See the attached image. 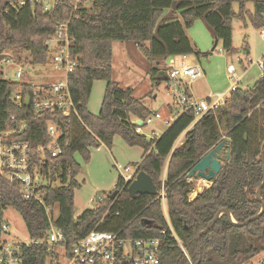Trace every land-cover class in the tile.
<instances>
[{"label": "trees", "instance_id": "obj_1", "mask_svg": "<svg viewBox=\"0 0 264 264\" xmlns=\"http://www.w3.org/2000/svg\"><path fill=\"white\" fill-rule=\"evenodd\" d=\"M19 1L0 0V51L24 50L28 53L27 64L46 65L49 55L45 41L54 34L57 23L69 16L71 7L62 1L45 11L40 4L18 6ZM90 1V5L78 9V17L69 24L70 51L77 62L69 75V89L76 114L36 113L30 104L17 105L10 95L21 90L31 93L32 88L27 83L0 77L1 126L9 125L11 115L17 121L26 120L27 130L18 139L30 144L35 162L44 160L42 171L48 174V179H57L62 184L45 186L43 201L50 208L54 205L58 208L52 222L63 233L64 245L69 248L73 240L93 229L123 228L122 233L127 236L159 239V264H247L264 250V211L240 226L222 214L206 233L199 238L198 234L220 208H226L238 223L260 210L261 202L255 198V191L263 179L264 69L250 88L239 87L230 92L224 104L198 120L186 111L160 136L146 137L132 121L135 118L146 121L152 112L140 98L132 96L130 88L120 87L113 79L112 44L132 42L148 62L151 86L156 87L167 79L165 67L160 66L164 58L210 54L199 51L187 34L197 19L203 20L211 32L212 47L215 49L220 42L221 49L232 55L237 52L232 44L233 20L238 19L244 25L248 20L257 29L264 27V0ZM250 1L253 11L245 9ZM233 3L238 4L237 11ZM97 80L105 82V90L99 113L95 115L88 110L87 102ZM50 121L62 130L57 139L61 152L52 157L45 151L40 156L38 146L51 139L47 133ZM184 131V140L176 144ZM115 135L130 146L143 148L144 157L136 172L144 171L151 176L156 193L131 197L127 192L129 183L119 176L113 199L111 192H104L103 201L92 202L91 208L75 216L74 191L81 186L76 179L81 164L75 155L87 162L91 148L100 144L110 147ZM221 141L228 142L225 147L230 151L229 159L210 185L190 199L194 183L188 180L187 172ZM162 188L166 214L159 197ZM260 196L264 203V185ZM0 203L19 212L30 237L46 236L49 221L42 204L25 200L17 188L3 180ZM48 258L50 264H59L58 255L49 251L46 244L32 245L23 251V264H46Z\"/></svg>", "mask_w": 264, "mask_h": 264}, {"label": "built area", "instance_id": "obj_2", "mask_svg": "<svg viewBox=\"0 0 264 264\" xmlns=\"http://www.w3.org/2000/svg\"><path fill=\"white\" fill-rule=\"evenodd\" d=\"M62 1H67L70 5L69 16L57 23L54 34L48 37L45 44L49 55V62L52 66L54 80L49 83L36 84L29 80L24 82L32 88L31 93H24L22 90L10 95V99L17 105L30 104L36 113L45 111H59L64 116L76 114V109L69 89V75L76 67V59L72 57L71 37L69 34V24L72 19L78 17L77 11L80 7L90 5V0H21L18 6L30 3L33 6L40 4L43 10L47 11ZM260 35L264 37V27L260 28ZM165 65L167 79L165 81V93L169 97V107L172 119H176L180 114L190 111L198 120L206 112L214 107L224 104L230 92L239 88L238 83L241 75L237 73L235 66L227 65V78L230 85L224 92L210 94L208 98L197 99L189 94L187 81L195 80L203 76V71L199 65L191 64L186 55L169 56ZM264 58V56H263ZM11 57L6 56L1 61H10ZM261 71L264 69L263 61H258ZM26 70L18 67L14 76L10 79L6 69L0 70V77L11 81H17ZM262 75V73H261ZM260 75V76H261ZM215 97L213 100L211 97ZM154 117L159 118V113H154ZM143 121V120H142ZM149 116L143 124L151 123ZM138 126V124L134 123ZM26 120L17 121L15 115L10 116L9 125L2 127L0 124V181L3 180L17 188L25 200H34L43 205L48 215L49 230L44 238L27 237L15 239L8 233L9 225L2 218L4 208L0 203V264H23V251L32 245L46 244L49 251L58 255L59 264H159L160 241L154 237L135 238L122 233L123 228L118 231L91 230L85 236L73 240L68 248L63 233L58 230L52 222V212L49 206L43 201V189L49 184L43 181L48 179V174L42 171L44 160L35 162L33 151L27 141L18 139L27 130ZM139 127L137 128L138 131ZM47 133L50 141L46 145H39L38 155H43L48 151L52 157L61 152L58 145V136L62 130L55 122H48ZM156 136V135H154ZM129 167H125L120 177L124 183H129L135 176L136 169L132 173ZM159 197L165 205L164 189H161ZM104 197L98 196L91 201H103ZM56 248V249H55ZM58 249V250H57ZM60 249V253H59ZM55 260H52L54 263ZM46 264H50V258Z\"/></svg>", "mask_w": 264, "mask_h": 264}, {"label": "rangeland", "instance_id": "obj_3", "mask_svg": "<svg viewBox=\"0 0 264 264\" xmlns=\"http://www.w3.org/2000/svg\"><path fill=\"white\" fill-rule=\"evenodd\" d=\"M233 9L238 10V4L233 3ZM245 9L253 11V2H247ZM232 44L237 49V52L229 55L225 51L221 52V45L218 43L213 51V36L206 27L203 20L198 19L190 28L187 29V34L196 45L195 47L201 52H209L207 56L197 57L194 54H187V60L193 65H199L203 69L205 77L198 80L194 85L199 94L197 99H204L210 94L224 92L230 85V80L227 78L226 71L221 73L224 67L232 63L237 73L241 75V80L238 86L244 87L251 85L259 76L262 71L258 66V61H263L264 56V37L260 35V29L252 26L247 20L246 25L242 24L238 19L232 22ZM247 45L248 53L243 49ZM113 62H112V77L116 80L120 87L132 90V96L140 98L150 108L152 114L150 115L151 123L140 126V134L146 137L156 135L158 137L172 122L169 97L165 93V82H162L156 87L151 86L149 77V64L141 56L138 49L132 42L115 41L112 44ZM5 54L11 57L10 61L2 62L1 68L6 69L10 79H15L14 72L18 67H23L26 74L20 79V82L33 81L36 84L49 83L54 80L52 74V66L50 63L46 65L30 66L26 63L28 53L24 50L15 53L8 51ZM52 54V48L48 53ZM229 58L227 63V59ZM227 58V59H226ZM178 60V55L175 56ZM244 63V69L241 67V60ZM168 62V60H167ZM166 62V63H167ZM165 59L160 63L164 67ZM248 81V83H245ZM226 85L228 87H226ZM105 90V82L103 80L94 81L87 108L89 111L98 112L101 106ZM215 97H211L213 100ZM158 112L161 117L156 118L154 113ZM115 137V138H114ZM110 147L98 146L90 149V158L87 162L79 155L76 154L75 158L81 164V171L76 176L80 187L74 191V214L80 215L84 210L93 206L91 199L98 196L104 197V192L110 193L116 184L118 177L121 175L120 169L123 171L124 166L129 167V171L123 172L132 173L135 169L133 162L139 160V150L131 147L122 137L115 135ZM182 139L179 138L176 144H179ZM131 149V150H130ZM226 147L223 149L221 155L225 153ZM135 160V161H133ZM91 161V162H90ZM90 162V163H89ZM89 163V164H88ZM133 163V164H132ZM224 164V162H221ZM88 164V166H87ZM200 179V180H199ZM191 181L194 183V189L198 186L203 188L210 185V182L204 181L201 178L194 176ZM44 184H51L53 187H59L62 184L57 179H46ZM198 190L197 192H199ZM191 194H189L190 198ZM163 205V204H162ZM163 205V209H164ZM165 211V210H164ZM52 215L55 217L58 213V208L54 205L51 208ZM166 214V212H165ZM2 218L8 225V233L15 239H24L29 237L28 229L22 216L14 208L7 206L2 211ZM56 249V248H55ZM58 250V249H57ZM60 253V249H59ZM264 263V250L259 252L247 264H263Z\"/></svg>", "mask_w": 264, "mask_h": 264}, {"label": "water", "instance_id": "obj_4", "mask_svg": "<svg viewBox=\"0 0 264 264\" xmlns=\"http://www.w3.org/2000/svg\"><path fill=\"white\" fill-rule=\"evenodd\" d=\"M212 49H214V47H212L211 50ZM6 56L7 54L0 51V60L4 59ZM133 123L142 125L143 121L141 119L136 118L135 120H133ZM227 144H228L227 141H221L215 147L210 149L187 172V178L192 179L194 176H196L198 178H201L204 181L212 182L217 177V175L222 169L223 164L221 162H226L229 159L230 151L228 149H226L225 153L221 155V153L223 152V149L225 148ZM263 154H264V151H263ZM262 160H263V171H262L263 179L255 191V198L261 202V207H260L259 212L256 215L245 220L243 223H238L237 221L234 220L231 213L226 208H220L216 212L214 218L210 220L207 223V225L199 232L198 238L202 234L206 233L222 214H225L231 223L240 226V225H245L251 220L258 218L263 213L264 203L262 202L260 191L264 185V156ZM127 192L131 197H134L136 194H140V193L154 194L156 193V186L151 176H149L146 172L137 171L135 173L134 178L128 184ZM116 194H117V190L111 191L110 198L113 199L116 196Z\"/></svg>", "mask_w": 264, "mask_h": 264}, {"label": "crops", "instance_id": "obj_5", "mask_svg": "<svg viewBox=\"0 0 264 264\" xmlns=\"http://www.w3.org/2000/svg\"><path fill=\"white\" fill-rule=\"evenodd\" d=\"M166 13L168 12V10L167 11H165ZM198 20V19H197ZM196 20V21H197ZM220 43V42H219ZM134 45V44H133ZM135 46V45H134ZM245 48V51L248 53V49H247V45L246 46H244L243 47V49ZM221 52H223V50L221 51ZM113 54V53H112ZM170 57H166V58H164L165 59V65L167 64L166 62H167V60L169 59ZM228 58V57H227ZM226 58V59H227ZM229 60V58L227 59V63L228 62H230V61H228ZM241 60V59H240ZM112 62H113V59H112ZM240 63H241V67L244 69V63L245 62H243L242 60L241 61H239ZM165 65H164V67H165ZM229 65V64H228ZM224 70V73H225V71H226V75H227V67H224L222 70H221V73H222V71ZM202 71H203V69H202ZM205 77V74H204V71H203V76H201V77H199V78H197V79H195V80H192V81H187V84H188V86H187V89H188V92H189V94H191L192 96H194L195 98L196 97H199L198 95V93H197V90H196V88L194 87V85L198 82V80H200V79H202V78H204ZM245 75H243V78H242V80L243 79H245ZM260 77V76H259ZM242 80H240V81H242ZM258 80V78L251 84V85H246V86H244V87H240V88H243V89H245V88H250L256 81ZM245 83H248V81H246ZM240 84H241V82H240ZM226 87H228L227 85H226ZM209 97V96H208ZM208 97H206V98H208ZM205 99V98H204ZM142 100V99H141ZM102 101V100H101ZM143 101V100H142ZM143 103H144V101H143ZM145 104V103H144ZM146 105V104H145ZM147 106V105H146ZM148 107V106H147ZM98 109V112H95V113H93V112H91L92 114H95V115H97L98 113H99V108H97ZM156 113H158V112H156ZM136 119V118H135ZM134 119V120H135ZM174 119H172V121H173ZM196 121V120H195ZM133 122V121H132ZM171 123V122H170ZM143 125V124H142ZM142 125H138V126H142ZM140 128L141 127H139V129H138V132H140ZM190 128V127H189ZM188 128V129H189ZM187 129V130H188ZM185 132L186 131H184L181 135H180V137L179 138H181L182 140L180 141V143L184 140V134H185ZM160 136V135H159ZM115 138V137H114ZM178 138V139H179ZM114 140V139H113ZM124 141V140H123ZM101 146H106V145H104V144H100ZM99 145V146H100ZM107 147V146H106ZM131 147H135V149H137V150H139V160H138V162L137 161H135V160H133V161H135V162H133L134 163V165H135V169L137 170V166H138V164L142 161V159H143V157H144V150H143V148H141V147H139V146H131ZM131 150V149H130ZM91 162V161H90ZM89 162V163H90ZM88 163V164H89ZM132 163V164H133ZM88 164H87V166H88ZM125 167H128V166H124L123 168H125ZM134 169V170H135ZM120 172H122V170L120 169ZM198 178V177H197ZM188 180L189 181H191V179H189L188 178ZM200 180V179H199ZM211 183V182H210ZM115 186V185H114ZM207 186H209V185H207ZM207 186H204V187H207ZM203 187V188H204ZM203 188H201L200 186H198L197 187V189L195 188L194 190H193V192H191L190 194H191V196H190V199H193L195 196H196V194L198 193L197 191L198 190H202ZM199 191V192H200ZM165 206V205H164ZM164 210H165V212H166V208L164 207Z\"/></svg>", "mask_w": 264, "mask_h": 264}]
</instances>
